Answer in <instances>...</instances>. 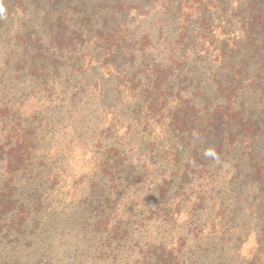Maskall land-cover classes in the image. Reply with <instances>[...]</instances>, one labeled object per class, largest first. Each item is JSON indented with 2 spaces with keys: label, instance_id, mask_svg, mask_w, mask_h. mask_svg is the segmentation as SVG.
Listing matches in <instances>:
<instances>
[{
  "label": "rangeland",
  "instance_id": "374dc122",
  "mask_svg": "<svg viewBox=\"0 0 264 264\" xmlns=\"http://www.w3.org/2000/svg\"><path fill=\"white\" fill-rule=\"evenodd\" d=\"M114 1L62 0L46 10L33 4L26 19L12 21L13 31L25 22L40 48L14 49L10 66L0 67V196L11 189L14 201L0 212V262L143 264L154 245L180 240L186 210L175 214L174 198L153 200L154 190L176 178L153 164V140L155 148L164 147L159 118L146 114L130 94L128 78L140 66L132 68L129 56L118 58L125 50L109 55L94 36ZM125 1L133 10L123 23L129 31L123 46L149 55L142 68L160 66L181 26L165 21L157 0ZM77 17L89 18L90 32L74 25ZM55 21L65 35L73 34L74 45L49 32ZM11 27L1 24L0 37L11 34ZM7 106L14 109L4 115ZM15 142L27 148L23 164L11 168ZM109 152L122 164L119 175L111 172ZM169 208L173 217L165 215ZM102 218L107 228L98 225ZM118 225L128 233L120 243L114 236ZM254 244L250 237L240 255H249Z\"/></svg>",
  "mask_w": 264,
  "mask_h": 264
},
{
  "label": "trees",
  "instance_id": "16d2710c",
  "mask_svg": "<svg viewBox=\"0 0 264 264\" xmlns=\"http://www.w3.org/2000/svg\"><path fill=\"white\" fill-rule=\"evenodd\" d=\"M61 1L0 0V25L12 26L11 34L6 31L0 37V67L10 66L14 49L40 48L25 22L13 31V19H26L33 4L46 10L61 6ZM118 1L121 4L116 5ZM157 1L165 21L181 26L160 66L142 68L149 55L138 46H123L129 34L123 23L133 10L125 0L111 3L114 10L94 35L109 55L125 50L118 58L129 56L132 68L140 66L128 78L130 94L135 92L146 114L159 118L165 134L158 137L164 147L155 148L157 138L153 140V164L163 175L176 178L154 190L158 198L153 200L177 199L175 214L183 209L188 214L178 244L154 245L143 264H264V0ZM82 19L72 22L82 28L84 24L90 32L89 18ZM57 24L51 22L49 32L74 45L73 34L65 35ZM13 109L7 106L4 115ZM15 144L11 168L23 164L21 152L27 148L24 142ZM112 153L107 157L111 172L119 175L122 164ZM11 192L7 189V195L0 196V206L5 205L0 212L13 208ZM169 211L165 215L173 217ZM102 219L98 225L107 228L108 221ZM114 230L117 243L127 238L121 226ZM250 237L255 239L254 247L242 257L240 248Z\"/></svg>",
  "mask_w": 264,
  "mask_h": 264
}]
</instances>
